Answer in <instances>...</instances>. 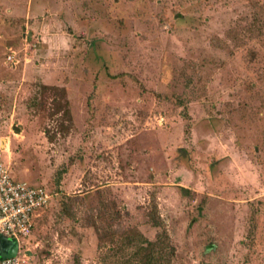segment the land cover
I'll list each match as a JSON object with an SVG mask.
<instances>
[{"label":"rangeland","instance_id":"374dc122","mask_svg":"<svg viewBox=\"0 0 264 264\" xmlns=\"http://www.w3.org/2000/svg\"><path fill=\"white\" fill-rule=\"evenodd\" d=\"M0 146L23 264H264V0H0Z\"/></svg>","mask_w":264,"mask_h":264},{"label":"built area","instance_id":"2783aa9c","mask_svg":"<svg viewBox=\"0 0 264 264\" xmlns=\"http://www.w3.org/2000/svg\"><path fill=\"white\" fill-rule=\"evenodd\" d=\"M7 59L14 61L11 54ZM3 151L0 147V237L13 240L17 252L0 257V264H23L28 255L22 244L31 234L36 218L48 208L52 194L42 186L14 179L2 160Z\"/></svg>","mask_w":264,"mask_h":264},{"label":"water","instance_id":"95a60500","mask_svg":"<svg viewBox=\"0 0 264 264\" xmlns=\"http://www.w3.org/2000/svg\"><path fill=\"white\" fill-rule=\"evenodd\" d=\"M16 248V243L12 241L0 238V257L6 258L13 256L14 250Z\"/></svg>","mask_w":264,"mask_h":264},{"label":"trees","instance_id":"16d2710c","mask_svg":"<svg viewBox=\"0 0 264 264\" xmlns=\"http://www.w3.org/2000/svg\"><path fill=\"white\" fill-rule=\"evenodd\" d=\"M155 225H157V223H155ZM163 242H164V240H162L161 241V239L160 238H158L157 240H156V242H148L147 244H148V246L147 247H145V248H143V251L145 252H147L146 254L147 255H145L144 257H149V258H151V257H153V255H152V251L154 250V249H156V248H158V247H162V245H163ZM162 244V245H161ZM163 248V247H162ZM158 260L156 259L155 260V262H157ZM150 259H147V260H144V262H143V264H150Z\"/></svg>","mask_w":264,"mask_h":264},{"label":"crops","instance_id":"0c3cea01","mask_svg":"<svg viewBox=\"0 0 264 264\" xmlns=\"http://www.w3.org/2000/svg\"><path fill=\"white\" fill-rule=\"evenodd\" d=\"M1 147V146H0ZM4 150H6V147H4ZM8 241H12V240H10V239H7ZM16 252H17V245H16V248H15V250H14V253H13V255H15L16 254Z\"/></svg>","mask_w":264,"mask_h":264}]
</instances>
